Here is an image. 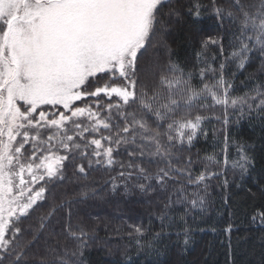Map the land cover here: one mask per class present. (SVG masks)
<instances>
[{"label": "snow or ice", "instance_id": "6c2138e0", "mask_svg": "<svg viewBox=\"0 0 264 264\" xmlns=\"http://www.w3.org/2000/svg\"><path fill=\"white\" fill-rule=\"evenodd\" d=\"M205 234L264 264V0H0V264Z\"/></svg>", "mask_w": 264, "mask_h": 264}, {"label": "trees", "instance_id": "16d2710c", "mask_svg": "<svg viewBox=\"0 0 264 264\" xmlns=\"http://www.w3.org/2000/svg\"><path fill=\"white\" fill-rule=\"evenodd\" d=\"M220 238L212 234L197 235L194 250L186 257L189 264H225V249L220 246ZM261 240L253 235L247 244L242 243L238 251L237 264H260Z\"/></svg>", "mask_w": 264, "mask_h": 264}]
</instances>
